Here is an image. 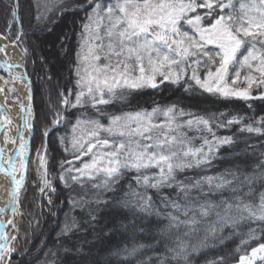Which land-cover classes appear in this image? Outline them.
Wrapping results in <instances>:
<instances>
[{
  "label": "snow or ice",
  "instance_id": "1",
  "mask_svg": "<svg viewBox=\"0 0 264 264\" xmlns=\"http://www.w3.org/2000/svg\"><path fill=\"white\" fill-rule=\"evenodd\" d=\"M3 8L11 16L9 34L14 24H21L10 40L15 46L25 35L18 0H5ZM34 8L40 31L50 30L66 12L85 13L69 68L73 87L57 85L55 103L49 96L52 117L43 129L47 138L61 124L71 126L70 134L58 137L71 158L61 159L58 173H50L47 143L37 149L34 184L39 192L49 205L56 180L69 192L70 211L58 243L89 231L96 234L103 219L104 235L118 237L104 264H192L195 255L231 240H238L233 249L206 264H264V115L245 122L241 116L201 115L176 104L108 111L133 92L161 85L224 100L264 101V0H34ZM5 39L9 35L0 33V40ZM6 48L0 45V53L6 54ZM9 75L13 81L27 80L25 74ZM28 85L31 101L30 81ZM72 110L78 113L74 122ZM21 112L24 127L31 130V105L21 104ZM0 117L4 144L15 147L19 140L14 154L5 156L0 146V173L11 181L0 214L12 212L0 220V264H13L20 238L16 216L24 215L18 205L29 141L19 128L16 137L4 130L12 121L2 108ZM233 125L239 126L238 133L249 134L243 148L235 134L214 131ZM253 136L258 144L248 143ZM225 160L228 166L220 170ZM46 255L52 258L48 264H57V252Z\"/></svg>",
  "mask_w": 264,
  "mask_h": 264
},
{
  "label": "trees",
  "instance_id": "2",
  "mask_svg": "<svg viewBox=\"0 0 264 264\" xmlns=\"http://www.w3.org/2000/svg\"><path fill=\"white\" fill-rule=\"evenodd\" d=\"M80 2V0H77ZM5 0H0V33L9 35V41L16 38L17 32L21 27L20 23L14 24L10 34L7 32L8 20L11 19L10 14L5 13L3 4ZM19 9L18 15L23 23L25 35L17 41V45L22 50H28L26 57V68L29 78L33 84L34 90V133L32 138L31 155L29 158L26 184L21 193L20 207L24 213L20 218L18 227L20 229V238L17 241L18 251L13 255V264H48L52 258L46 254L49 251L58 253L56 257L57 264H104V261L109 256L110 246L115 244L118 237H106L104 232L106 228L102 225L97 228V233L91 231L84 235H75L71 239L61 238V242L57 241V234L61 231L62 223L65 219V214L69 213L70 206L68 204V189L64 188L59 180L55 181L57 192L52 194L53 204H48V197L39 192L38 187L34 184L37 180L36 167L37 149L45 142L47 143L48 153V170L50 173H58L59 161L66 156L63 146L60 145L58 137L68 135L71 132V126L61 124L53 129L47 138L43 135L44 125L50 123L52 113L49 109V96L51 95L52 102L57 100V85L59 88L67 89L73 87V80L69 68L74 63L75 53L77 48V34L80 32V23L85 13L82 11L66 12L56 18L55 23L49 25L50 30L45 29L40 31L42 25H35L33 19L35 15L34 0H18ZM57 34V35H56ZM67 34L69 45L60 47L59 52L63 55L69 52L67 63L63 64L57 61L56 56H51L54 45L57 43L67 42L64 37ZM54 35V38L52 36ZM54 64V68L52 67ZM57 73V77H55ZM51 77V80L48 79ZM255 95V93H254ZM176 104L180 108H184L196 114L207 113H226L225 119H230L237 115L245 118L248 122L249 117H259L264 115V101L253 100L244 102L241 100L212 97L206 93H187L183 88H178L172 85H161L159 89H143L138 92H133L127 97L126 101L118 102L108 107L109 112L119 113L127 111H137L139 109L151 110L157 105ZM252 105V108L248 107ZM75 115H78L76 110H72L71 119L74 122ZM102 122L107 123V117H104ZM239 126L233 125L231 128L214 129L218 136H233L241 142L239 148H243V139H246L249 134L238 133ZM189 135L199 136L198 133L190 132ZM201 141L197 139L196 143ZM249 144H258L259 139L255 136L248 140ZM221 153L227 156V152L221 149ZM228 166L225 160L220 164V170ZM216 169H213L215 171ZM101 216L107 217L108 213H101ZM104 220H101V223ZM111 225H107L110 227ZM102 240L97 243L98 249H94L92 243ZM87 239L89 243L83 241ZM238 240L225 241L223 246H218L217 249L206 251L197 254L193 258L192 264H206V261L214 258L217 255L223 254L225 251L233 249ZM67 247L70 252H63L61 249ZM77 247L82 251L77 252ZM107 257V258H105Z\"/></svg>",
  "mask_w": 264,
  "mask_h": 264
},
{
  "label": "bare ground",
  "instance_id": "3",
  "mask_svg": "<svg viewBox=\"0 0 264 264\" xmlns=\"http://www.w3.org/2000/svg\"><path fill=\"white\" fill-rule=\"evenodd\" d=\"M57 35V34H56ZM54 38V35L52 36ZM67 42L65 43H57L54 45L52 51L49 53L51 56H56L57 61L61 62L63 64L67 63L68 58H69V52L65 54H61L59 52L60 47H64L69 45L68 39L66 40ZM0 45H7L6 48V54L5 53H0V65L3 64H12V65H20V67H13L12 69H6L4 67H0V70L8 76L10 79L9 72L11 73V76H15L18 74H25V60L24 56L22 55L21 50L15 45L13 46L10 42H8L6 39L5 40H0ZM54 64H52V67ZM55 67V66H54ZM53 67V68H54ZM55 77H57V73H55ZM12 81V84L19 88L22 94V104L25 107L29 106V85H28V80L25 81H20V80H15ZM0 87H4L5 91L3 93H0V108L3 109V113L7 115L11 121V125H5L4 130H11V135L13 137L17 136V129L19 128L20 131L23 132V136L25 140H30L31 138V130H29L27 127H24V121H23V116L25 115L24 113L21 112V108H19L16 103L13 101V99L10 97V95L7 92V85L5 84V79L1 76L0 74ZM2 118V117H0ZM28 119L32 122V114L31 116L28 117ZM32 129V128H31ZM0 146L5 148V156L9 154H14L15 150L19 147V140L17 139V144L14 147L11 143H8L7 145L4 144L3 142V132H0ZM27 152V158L29 154V147L26 149ZM28 161V159H27ZM29 162V161H28ZM17 167L19 165L17 164ZM20 173H17V176L19 177ZM11 188V181L10 178L5 176L4 174L0 173V208H4L7 206L8 203V190ZM22 191V189H21ZM19 207V206H18ZM11 209L9 208L8 211L4 214H0V220L6 221L10 217ZM103 226V222L101 223ZM102 239L99 237L98 241L95 243H92L94 245V249H98L97 243L101 241Z\"/></svg>",
  "mask_w": 264,
  "mask_h": 264
},
{
  "label": "rangeland",
  "instance_id": "4",
  "mask_svg": "<svg viewBox=\"0 0 264 264\" xmlns=\"http://www.w3.org/2000/svg\"><path fill=\"white\" fill-rule=\"evenodd\" d=\"M8 42H10L8 39H6ZM16 46L19 48V46L17 45V43H16ZM20 49V48H19ZM21 50V49H20ZM21 52H22V50H21ZM22 55H24V57H25V54L22 52ZM25 59H26V57H25ZM26 65V64H25ZM26 70H27V68H26ZM28 73V72H27ZM0 74H1V76L5 79V80H7L8 81V84H7V89L9 88V87H11V88H14L15 89V91L14 92H9V91H7L8 92V94L10 95V97L13 99V101L16 103V105L19 107V108H21V104H22V94H21V91H20V89L19 88H17V87H15L13 84H12V81H11V79L8 77V76H6L1 70H0ZM28 77H29V75H28ZM31 80V79H30ZM32 82V81H31ZM32 86H33V84H32ZM198 93H199V91H197ZM201 93V92H200ZM33 95H34V90H33ZM32 119L34 120V97H33V108H32ZM33 129H34V125H33ZM33 133H34V130H33ZM32 138H33V136H32ZM31 146H32V141H31ZM30 155H31V151H30ZM85 159H87V158H85ZM29 163V162H28ZM27 180V179H26ZM26 184V183H25ZM20 198H21V196H20ZM19 208H20V210H21V207H20V201H19ZM20 218H21V216L20 215H17L16 216V221H17V225L19 224V222H20ZM9 231H12V229H10ZM105 258H107V257H105Z\"/></svg>",
  "mask_w": 264,
  "mask_h": 264
},
{
  "label": "water",
  "instance_id": "5",
  "mask_svg": "<svg viewBox=\"0 0 264 264\" xmlns=\"http://www.w3.org/2000/svg\"><path fill=\"white\" fill-rule=\"evenodd\" d=\"M24 56V55H23ZM24 60H25V64H26V59L24 57ZM25 72H26V76H27V80L31 82L30 78L28 77V73H27V70H26V65H25ZM31 96H32V99L31 101H29V104L31 105V108H33V86H32V82H31ZM33 125H34V120L32 119V129H31V138L29 140V144H28V147H29V154H28V161H29V158H30V151H31V141H32V136H33ZM28 161H27V169H28ZM27 175V171L25 173V177ZM25 183H26V179H25V182H24V187H25ZM24 187L22 188V191L24 189ZM21 191V193H22ZM21 193H20V196H21ZM19 206V205H18ZM12 216V212L10 213V217ZM9 217V218H10ZM11 229V226H8L6 225V230H10Z\"/></svg>",
  "mask_w": 264,
  "mask_h": 264
}]
</instances>
